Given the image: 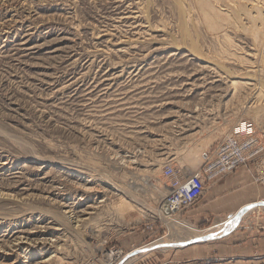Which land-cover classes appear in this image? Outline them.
I'll return each mask as SVG.
<instances>
[{"label":"rangeland","instance_id":"obj_1","mask_svg":"<svg viewBox=\"0 0 264 264\" xmlns=\"http://www.w3.org/2000/svg\"><path fill=\"white\" fill-rule=\"evenodd\" d=\"M263 83L264 0H0V264H162L187 243L140 249L224 226L190 218L202 200L159 220L162 168L197 170L239 131L264 143ZM259 206L199 240L264 225Z\"/></svg>","mask_w":264,"mask_h":264},{"label":"crops","instance_id":"obj_2","mask_svg":"<svg viewBox=\"0 0 264 264\" xmlns=\"http://www.w3.org/2000/svg\"><path fill=\"white\" fill-rule=\"evenodd\" d=\"M254 177V168L241 167L226 177L209 183L201 199V207L193 213V218L189 217L194 221L204 222L211 218L222 219L235 215L247 206L264 202V185L258 184ZM258 207L260 206L254 207V210ZM248 214L243 216L241 224ZM251 220L249 227L240 230L237 227L234 233L225 237V243L204 241L173 247L176 248L174 255L165 258L162 264H200V261L201 264H264V225H258L259 219L257 222L253 218ZM150 239L148 233H141L137 238L129 237L120 246L127 250Z\"/></svg>","mask_w":264,"mask_h":264},{"label":"built area","instance_id":"obj_3","mask_svg":"<svg viewBox=\"0 0 264 264\" xmlns=\"http://www.w3.org/2000/svg\"><path fill=\"white\" fill-rule=\"evenodd\" d=\"M264 143L254 132H236L221 141L214 153L205 158L204 163L193 175L185 176L172 161L163 166V177L169 181V193L158 205L164 214L194 207L204 196L209 183L233 173L240 167H253L256 171V182L264 184ZM159 220H162L159 218ZM156 222H147L143 231L157 235ZM155 238L150 244L159 241ZM116 257L124 255V250H114ZM125 258V257H123Z\"/></svg>","mask_w":264,"mask_h":264},{"label":"bare ground","instance_id":"obj_4","mask_svg":"<svg viewBox=\"0 0 264 264\" xmlns=\"http://www.w3.org/2000/svg\"><path fill=\"white\" fill-rule=\"evenodd\" d=\"M231 3H232V1H230ZM254 3V2H253ZM259 5V4H258ZM258 8V7H257ZM249 10H251V8L249 9ZM252 11V10H251ZM250 11V12H251ZM220 12V11H219ZM214 13V12H213ZM215 15H216V18H217V13H215ZM220 16V15H219ZM211 17V16H210ZM213 18V17H212ZM219 18V17H218ZM229 18H230V16H229ZM237 24V23H236ZM264 84V83H263ZM262 88V87H261ZM126 161V160H125ZM205 161V160H204ZM204 163V162H203ZM202 163V164H203ZM121 164H122V162H121ZM124 164V163H123ZM193 164V163H192ZM195 164V163H194ZM202 164L200 165V166H202ZM200 168V167H199ZM198 168V169H199ZM197 169V170H198ZM196 170H194V171H191V172H183L184 173V175L185 176H191V175H193V173L195 172ZM162 172H163V168H162ZM105 181V182H104ZM103 182L104 183H107V185H109V187L110 188H112L113 190H116L117 192H121V193H123L124 192V189L121 187V186H119L117 183H114V180H111V179H107V180H104ZM95 188V187H94ZM94 188L93 187H83L82 189H83V191H85V192H92V191H95L94 190ZM160 189H161V187H159ZM159 188H155V190H159ZM97 189V188H96ZM100 189V188H99ZM104 189V188H103ZM167 190V189H166ZM97 191L98 192H103L102 190H98L97 189ZM106 191H108L107 189H106ZM169 193V189L167 190V193L165 194H162L161 195V198L163 199V198H165V196L167 195ZM105 194V193H104ZM164 195V196H163ZM261 203H264V202H261ZM124 204V203H123ZM126 204V203H125ZM129 204V203H128ZM141 204V203H140ZM143 204V203H142ZM139 205V204H138ZM259 205H261V206H264V204H260V203H258V205H250V206H247V208H246V210L245 211H243V209L241 210V211H239V212H237L235 215H232L228 220H230L229 222H226L225 224H224V226H222V227H219L218 229H216V230H214V229H211V230H209V231H205V232H203L201 235H196L195 234V239L196 240H192V241H190V239H189V242H188V240L187 239H183V240H179V241H173V242H162L161 244H160V246H155V247H158V248H143V249H140L141 251H143V252H146V253H149L151 250H155V249H160V248H162V246L164 247H166V246H168V245H171V244H184V243H196V242H194V241H198L199 239H207V238H209V239H211L212 237L214 238V237H217L216 235H218V233H220L221 231H222V236L227 232V231H229L230 229H232L233 227H235L237 224H238V222H239V220L242 218V216L244 215V214H246L249 210V208H251V207H254V206H259ZM92 206V205H91ZM129 206V205H128ZM66 207V209H67V211H65V213H69L71 216H73V219L75 218V217H77L76 218V225H75V227L77 228V227H85V226H88L87 224H86V220H88L87 218H85V219H80L79 218V216H77L76 215V213H75V216H74V210L71 208V206L70 205H68V206H65ZM94 208V207H93ZM96 208V207H95ZM129 208V207H128ZM91 209V208H90ZM157 211V216L159 217V218H161V219H163L167 224H168V226H169V223L170 222H180V221H182V222H184V221H186V220H181L180 219V217H179V214L181 213V210H179V211H177V213H172V214H168V215H166V214H164L162 211L160 212L159 211V209L158 210H156ZM86 213H88L87 211H85L84 212V210H83V214H86ZM242 214V215H241ZM187 222V221H186ZM170 227V226H169ZM184 231H186V232H188V233H190V234H192V230L187 226V227H184ZM162 238H164V237H162ZM161 238V239H162ZM160 239V240H161ZM200 241H202V240H200ZM19 244V243H18ZM18 244H16V245H18ZM135 252H137V250L136 251H133V252H131L132 254L130 255V253L129 254H127V255H130V256H132L133 254H135ZM113 255V254H112ZM112 255H110V256H112ZM127 255H125V256H123V257H126ZM130 256H128V257H130ZM122 257V258H123ZM127 257V258H128ZM118 259H120V257H118ZM118 259H116V262L118 261ZM114 261V260H113Z\"/></svg>","mask_w":264,"mask_h":264},{"label":"water","instance_id":"obj_5","mask_svg":"<svg viewBox=\"0 0 264 264\" xmlns=\"http://www.w3.org/2000/svg\"><path fill=\"white\" fill-rule=\"evenodd\" d=\"M260 204H264V203H260ZM254 205H258V204H254ZM253 206V205H252ZM247 208V207H246ZM246 208H244L243 209V211H245L246 210ZM194 242H201L200 240H198V241H194ZM188 244H190V243H187V244H185V245H188ZM132 253H130V255H131ZM130 255H127L125 258H127L128 256H130ZM124 258V259H125Z\"/></svg>","mask_w":264,"mask_h":264}]
</instances>
